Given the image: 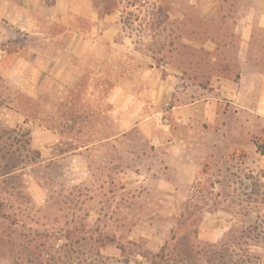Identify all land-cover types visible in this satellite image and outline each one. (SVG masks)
<instances>
[{"label": "rangeland", "instance_id": "374dc122", "mask_svg": "<svg viewBox=\"0 0 264 264\" xmlns=\"http://www.w3.org/2000/svg\"><path fill=\"white\" fill-rule=\"evenodd\" d=\"M93 1L0 23V264H264V0Z\"/></svg>", "mask_w": 264, "mask_h": 264}, {"label": "crops", "instance_id": "0c3cea01", "mask_svg": "<svg viewBox=\"0 0 264 264\" xmlns=\"http://www.w3.org/2000/svg\"><path fill=\"white\" fill-rule=\"evenodd\" d=\"M46 20L67 27L73 35L84 36L86 29L82 23H97V8L93 0H0V23L11 28L29 32L32 36H45ZM28 53V59L39 58L37 50L29 49ZM24 57L27 56L24 54ZM60 64L56 63L52 72ZM219 238V235L213 236L211 241L218 242Z\"/></svg>", "mask_w": 264, "mask_h": 264}, {"label": "trees", "instance_id": "16d2710c", "mask_svg": "<svg viewBox=\"0 0 264 264\" xmlns=\"http://www.w3.org/2000/svg\"><path fill=\"white\" fill-rule=\"evenodd\" d=\"M257 147H258V151H259L261 154H264V145L257 144Z\"/></svg>", "mask_w": 264, "mask_h": 264}]
</instances>
